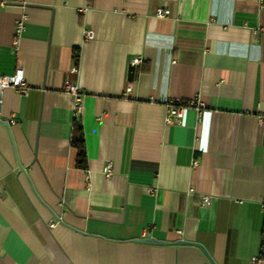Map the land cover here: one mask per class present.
Returning a JSON list of instances; mask_svg holds the SVG:
<instances>
[{"label":"crops","instance_id":"1","mask_svg":"<svg viewBox=\"0 0 264 264\" xmlns=\"http://www.w3.org/2000/svg\"><path fill=\"white\" fill-rule=\"evenodd\" d=\"M17 68L29 90L4 91L0 264H212L142 238L197 243L214 264L261 257L264 0H0V74ZM177 99L188 107L167 125Z\"/></svg>","mask_w":264,"mask_h":264},{"label":"built area","instance_id":"2","mask_svg":"<svg viewBox=\"0 0 264 264\" xmlns=\"http://www.w3.org/2000/svg\"><path fill=\"white\" fill-rule=\"evenodd\" d=\"M172 14L171 10L166 7V5H161L157 8L155 12V16L158 18L168 17ZM17 30H16V39L15 44L17 41V37H19L24 29V19L19 21ZM86 40H90L94 38V32L88 31L86 34ZM143 63V59L140 57H136L132 60V65L140 66ZM72 72L76 73L78 72V67H74L72 69ZM23 71L21 68H17L15 74L13 75H1L0 74V123L4 122V118L2 116V107L4 106V91H6L9 88L15 89L18 93L26 95L28 93V85L23 78ZM126 93H130L132 90V84L128 83L126 86ZM66 93L71 95L74 99L73 102V108L76 111V114L80 112L83 108V97L84 93L80 89V87L77 84L72 83L70 80H67L64 85L63 89ZM197 108H200L203 106L201 103H197ZM188 107L187 104H185L181 99H177L174 101H171L168 104V109L166 113L165 121L168 124H171L173 122H179L183 118V111ZM8 124H14V121L12 119L6 121ZM104 174L106 177H110L112 174V167L111 165H107L104 169ZM202 205L204 207L211 206L212 203V197L210 196H204L201 200ZM251 264H264V258H260L259 256H254L251 259Z\"/></svg>","mask_w":264,"mask_h":264},{"label":"trees","instance_id":"3","mask_svg":"<svg viewBox=\"0 0 264 264\" xmlns=\"http://www.w3.org/2000/svg\"><path fill=\"white\" fill-rule=\"evenodd\" d=\"M74 130L75 134L72 139V147L77 152L76 164L77 167L80 169H86L88 167L87 164V153H86V146H85V138H84V131L80 120L75 119L74 121ZM262 246H261V254L260 258H264V229L262 234Z\"/></svg>","mask_w":264,"mask_h":264},{"label":"water","instance_id":"4","mask_svg":"<svg viewBox=\"0 0 264 264\" xmlns=\"http://www.w3.org/2000/svg\"><path fill=\"white\" fill-rule=\"evenodd\" d=\"M33 6V5H32ZM36 7H41V8H45L42 6H36ZM135 70H136V66L135 65H130L128 68V80L131 82L134 80V75H135ZM7 126H9V124H6ZM138 243H143V244H158V245H162V244H178V245H182V244H189V245H194L198 248L201 249V251L206 255V257L210 260V262L212 264H214V262L212 261V258L210 257V255L207 253V251L205 250L204 247H202L201 245L199 246V244L197 243H191V242H187V241H177L175 243H169V242H165V241H158L154 238H142V239H136L135 240Z\"/></svg>","mask_w":264,"mask_h":264}]
</instances>
